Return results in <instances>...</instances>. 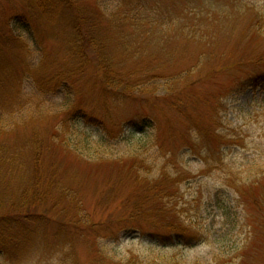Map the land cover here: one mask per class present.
<instances>
[{
	"label": "rangeland",
	"instance_id": "1",
	"mask_svg": "<svg viewBox=\"0 0 264 264\" xmlns=\"http://www.w3.org/2000/svg\"><path fill=\"white\" fill-rule=\"evenodd\" d=\"M137 1L105 2L123 15L145 17L148 6L167 10L160 12L163 32L147 40L126 35L128 53L113 44V64L153 92L117 102L109 96L103 104L93 82L97 52L87 49L90 61L77 77L87 92L76 104L112 129V140L103 148L102 132L85 127L94 130L89 148L68 156L47 152L42 164L77 194L97 231L73 235L72 226H63L72 202L62 199L59 212L50 213L59 218L46 220L15 264H264V25L254 24L256 16L264 18V0H140V8ZM30 16L24 0H0L6 74L0 70V82L16 75L24 99L33 93L25 85L36 77L30 68L51 76L69 61L58 28ZM11 34L24 40L23 50L4 43ZM62 93L45 96L43 118L62 109ZM132 123L135 136L129 137ZM47 130L39 135L47 137ZM25 166L32 174L31 160ZM160 210L167 213L159 216ZM169 221L181 223L188 237L150 236L166 232Z\"/></svg>",
	"mask_w": 264,
	"mask_h": 264
},
{
	"label": "trees",
	"instance_id": "2",
	"mask_svg": "<svg viewBox=\"0 0 264 264\" xmlns=\"http://www.w3.org/2000/svg\"><path fill=\"white\" fill-rule=\"evenodd\" d=\"M105 1L24 0L27 11L33 15L30 16L31 21L35 22L34 17L38 19L40 17L50 23V26L58 28L57 37L67 41L65 51L69 61L57 65L51 76H39L35 74L38 71H33L37 68H30V73L36 75L34 81L25 84L33 88L31 99H24L21 96L22 93L24 95L23 82L16 79V75L13 74L9 81L0 82V259L2 264H15L17 261L20 263L29 243H33V240L40 235V229L46 220L52 219V212H59L60 201L69 199L70 196L72 212L66 215L68 219L64 220L63 226H72L73 235H76L75 230L82 228L87 232L91 229L97 231L95 227L99 223L91 212L83 208L77 194L58 179L54 168L52 171L42 168V164L44 166V162L48 160L47 152L56 154L61 152L60 154L68 156L76 155L79 149L89 148L94 130L92 128L86 130L85 127L95 125L96 132H102L100 145L101 147L103 145V148L110 144L109 140H112V129L101 120L85 113L76 104L78 96L82 95L83 99L87 92L78 88L77 84V77L84 72L87 62L90 61L87 49L92 48L97 52L95 60L98 74L93 82L98 90H101L99 93L103 98L100 101L103 104H106L109 96H113L110 99L117 102L132 97L137 98L138 93L153 92L152 89H145V82L134 83L129 77L130 73L126 76L122 74L120 68L116 69L113 64L116 57L113 44L121 46L122 53L127 54L128 48L124 47L123 42L126 35L129 37L133 34H145V40L151 39L150 35L153 33L161 35L166 21L165 19L161 21L160 12L168 14V11H159L158 6H148V10L145 9V17L135 12L123 15L120 9L106 7ZM136 3H138L137 8L142 6L140 0ZM167 18L168 15L166 20ZM170 18L171 15L168 19ZM31 21H29L30 26H32ZM254 21L256 26L264 25V18L261 16H256ZM127 26L131 27V32L125 31L128 29ZM3 39L6 45L15 44L18 49H24V40L18 39L13 34L4 35ZM261 61L258 63H263ZM0 70L5 74L4 65H0ZM146 76L148 78L147 72L146 75L144 73V77ZM254 76V79L256 77L259 79V75ZM251 77L247 78V83ZM57 93L65 95L62 109L46 114L47 119L43 118L41 111L45 96L51 97ZM26 104L27 106H24ZM45 125L50 129L47 130ZM131 126L132 128L127 130V135L134 137L133 128L136 125L132 123ZM45 130L48 136L41 137L39 133ZM136 131H142V127ZM210 132L214 134V130ZM205 134L208 135L206 132ZM99 153L102 154V151ZM102 157L98 156L97 160L102 161ZM25 160H31L32 174H28L25 170ZM133 161L139 165L140 161L137 157ZM161 174L164 175L165 181L168 180L167 182L172 184L176 182V179L168 173L161 172ZM167 175L169 176L166 177ZM48 202L51 203L50 206H47ZM163 213L167 211L160 210L159 216ZM164 229L166 232L160 234L149 232V234L164 237L166 241H170L174 236L188 237L181 223L169 221L164 224Z\"/></svg>",
	"mask_w": 264,
	"mask_h": 264
}]
</instances>
